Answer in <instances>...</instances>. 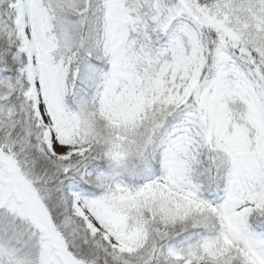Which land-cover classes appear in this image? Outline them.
<instances>
[{
  "label": "snow or ice",
  "instance_id": "1",
  "mask_svg": "<svg viewBox=\"0 0 264 264\" xmlns=\"http://www.w3.org/2000/svg\"><path fill=\"white\" fill-rule=\"evenodd\" d=\"M0 264H264V0H0Z\"/></svg>",
  "mask_w": 264,
  "mask_h": 264
}]
</instances>
